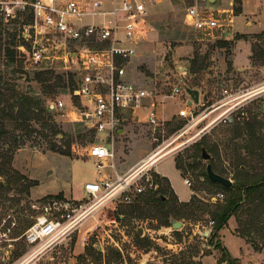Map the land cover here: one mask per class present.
Here are the masks:
<instances>
[{
	"label": "rangeland",
	"instance_id": "rangeland-1",
	"mask_svg": "<svg viewBox=\"0 0 264 264\" xmlns=\"http://www.w3.org/2000/svg\"><path fill=\"white\" fill-rule=\"evenodd\" d=\"M252 4L264 23V0ZM241 5L242 0L235 4V15ZM16 13L15 18L0 17V88H11L0 98V107L5 109L0 113V131L3 128L5 132L0 134V264H20L34 252L23 235L50 200H81L85 182L115 171L124 173L156 150L166 155L155 169L169 177L174 189L155 171L156 190L130 205L100 207L28 264H204L205 256V264H229L220 259L221 251L215 248L217 243L224 246V241L238 260L235 264H264V187L241 205L222 233L211 239L215 224H210L211 212L228 193L199 176L207 160L193 163L198 154L196 144L205 136L216 145L212 154L225 177L234 182L264 176L263 32H238L244 28L238 16L233 24L238 31L233 35L209 39L185 23L182 0H165L153 6L147 34L139 41L138 55L127 72L129 79L152 92L148 105H155L159 125L147 121V109L139 110L145 114L138 113L135 119L128 114L122 125L125 131L115 141L116 170L108 168L105 175L97 171L88 150L91 142L106 133L87 128L88 104L73 93L81 82V65L72 58L75 43L57 34H35L23 24L29 17ZM25 33L29 35L25 37ZM36 48L46 49L40 68L30 67L21 57L26 55L24 50L31 54ZM40 70L51 71L50 82L59 83L62 78L67 87L44 92L35 78ZM178 76L200 91L201 101L188 105L194 110L193 117L180 115L189 95L173 93V87L180 83ZM13 89L40 95L47 104L58 100L67 103L64 111L55 109L47 119L57 135L53 126L44 128L42 121L15 117L18 108ZM203 95H207L206 101ZM176 159L183 166L181 173ZM190 190L189 200L195 196L200 202L185 207L182 202L187 201L179 196H188ZM219 192L225 194L224 199L211 202ZM160 193L166 195V205L151 199ZM172 218L183 226L174 228Z\"/></svg>",
	"mask_w": 264,
	"mask_h": 264
},
{
	"label": "built area",
	"instance_id": "built-area-1",
	"mask_svg": "<svg viewBox=\"0 0 264 264\" xmlns=\"http://www.w3.org/2000/svg\"><path fill=\"white\" fill-rule=\"evenodd\" d=\"M90 7L82 0H4L0 1V17L15 18L17 11L30 12L32 21L28 29L35 34H57L75 43V57L81 65V82L74 89L87 104L85 124L97 133H106L90 143L88 156L96 161L97 171L105 174L108 168L116 170L115 141L123 129V122L139 117L136 110L147 109V121L159 125L155 105H148L152 92L128 78L127 68L138 55L137 46L148 31L151 9L165 0H89ZM185 23L200 36L225 39L234 30L235 0H182ZM91 17L92 21L84 19ZM27 32V31H26ZM29 33H25L26 37ZM227 39V38H226ZM45 48H36L31 54L24 50L21 57L33 68H40ZM72 54V55H73ZM173 93H186L180 83ZM180 110L181 116H194L189 107ZM63 100L49 103L53 110L64 111ZM154 151L146 159L124 173L107 174L96 181L84 183L81 200L52 199L43 206L44 212L25 231L23 237L35 249L20 264L55 245L72 233L97 209L104 206L130 205L145 193L158 188L155 166L166 155ZM158 172V171H157ZM191 185L189 178L185 179ZM219 192L211 202L223 200ZM213 225L214 221H210Z\"/></svg>",
	"mask_w": 264,
	"mask_h": 264
},
{
	"label": "trees",
	"instance_id": "trees-1",
	"mask_svg": "<svg viewBox=\"0 0 264 264\" xmlns=\"http://www.w3.org/2000/svg\"><path fill=\"white\" fill-rule=\"evenodd\" d=\"M235 1L236 3L241 4V0H235ZM236 10H237V13H240L241 11L240 6L237 7ZM22 15L30 18V20L29 18H26L23 21V24H30L32 21L31 13L26 11V12H23ZM263 34H264V31H263ZM49 73H51V71L40 70L36 72L35 78L43 85L44 92L50 93V92L56 91L57 87H64V88L67 87V84L63 83L62 78L57 80L59 83L50 82L52 80V77L48 76ZM9 89L11 88L2 86L0 88V98L3 99L7 95L6 92ZM72 89H74V87ZM13 90L12 92H13V97L15 98L14 99L15 106L18 108L17 112L14 114L15 117L18 119L21 118L24 120L36 119L38 121H42L44 128L53 126L54 135H57L58 131L56 130V127L52 124L50 125L49 122L47 121V119H50L49 118L50 113L53 111V109L49 107V104H47L45 100H42L40 95L24 94V93L16 92L15 90L14 91ZM2 111H5V109L0 107V113ZM10 112L13 113V107L10 110ZM2 129L3 128H1L0 134L2 133V135H4L5 132H2ZM245 129L249 130L248 126H246ZM215 147H216L215 144L213 145L210 144L208 140L206 139V137L202 136L196 144L198 154L193 156V163L199 165L200 162L204 160L203 148H205V150L210 154V158L207 159L206 165L211 164L215 172L224 176L225 174L224 171L221 168H219L212 154V151L215 149ZM175 163H176V167L179 170L183 169V166L178 159H176ZM183 175H185V172L182 171V176ZM199 176L203 177L204 181L208 182L209 184L220 186L224 191L228 193L225 201L222 204L216 206V208L211 212L212 219L215 222L213 229L210 233L211 239H214L219 233V231L227 225L229 219L237 213V211L239 210V208L244 202L252 200V197L258 191H260V189L264 187V176L257 180L255 179H251V180L247 179L243 181L236 180L232 183L231 186H224L218 182L212 181L210 177L208 176L206 169L203 170L199 174ZM163 181L167 183L169 182L167 177H164ZM161 195H164L165 198H162ZM153 198L155 200H158L161 204L166 205L167 203V197L163 193L158 194V196L151 197V199ZM196 202H200V199L194 196L192 197L191 200L187 202H182V205L185 207H190L191 205L196 204ZM215 248L221 251L220 259L222 261H228L229 264H235L236 261L238 262L236 258H233L231 256V254L229 253L228 249L225 246H222L220 243H217L215 245Z\"/></svg>",
	"mask_w": 264,
	"mask_h": 264
},
{
	"label": "crops",
	"instance_id": "crops-1",
	"mask_svg": "<svg viewBox=\"0 0 264 264\" xmlns=\"http://www.w3.org/2000/svg\"><path fill=\"white\" fill-rule=\"evenodd\" d=\"M0 1H4V0H0ZM82 1H84L85 3H86V5H87V8H89L90 7V1L89 0H82ZM111 1L112 0H108L107 1V4L108 5H111ZM226 1L227 0H224V5L226 4ZM254 1L255 0H242V5H241V11H240V13H238L237 15H235L234 16V22H235V20H236V17H241V25L244 27L243 29H242V31H238V30H233V32L231 33V35H233L234 33H235V31H238V32H240V33H256V34H258V33H261V32H263L264 31V23L262 22V17H261V14H260V12H256V11H254L253 10V4L252 3H254ZM86 22H90V21H92V18L91 17H86L85 19H84ZM133 61V60H132ZM130 80H132V79H130ZM135 81V80H134ZM139 110H144V111H146V109H144V108H139V109H137L136 110V114H138L139 113ZM143 112V111H142ZM139 114H145V113H139ZM147 114V113H146ZM145 114V115H146ZM123 131H122V133L125 131L124 129H122ZM114 148H115V145H114ZM179 170V169H178ZM157 171H158V173L159 174H161L162 176H164V177H167L168 179H169V177L166 175V174H164V173H162V172H160L158 169H157ZM116 172V171H115ZM179 172L181 173V171L179 170ZM118 173V172H117ZM111 174V173H110ZM114 174V173H113ZM184 178V177H183ZM169 181H170V183H171V180L169 179ZM184 181H185V179H184ZM171 187L173 188V186H172V183H171ZM174 189V188H173ZM175 191V190H174ZM192 191L190 190V193H189V195L188 196H186V197H183V196H179L176 192V194L179 196V199L180 200H182V201H188L189 199H190V197H191V195H192V193H191ZM225 228V227H224ZM227 228V227H226ZM87 229V228H86ZM85 229V230H86ZM85 230H82V232H84ZM222 230H223V228L219 231V233H222ZM81 232V233H82ZM229 232L231 233V234H233L232 232H231V230H229ZM233 235H235V234H233ZM237 236V235H236ZM238 237H240V236H238ZM241 238V237H240ZM242 239V238H241ZM224 240V239H223ZM243 240V239H242ZM244 241V240H243ZM223 244H224V246L225 247H227L226 245H225V241L223 242ZM228 249V248H227ZM229 251V250H228ZM211 255V254H210ZM208 256V255H207ZM206 257V256H205ZM205 257H204V259H203V263L205 264ZM242 264V263H241Z\"/></svg>",
	"mask_w": 264,
	"mask_h": 264
},
{
	"label": "water",
	"instance_id": "water-1",
	"mask_svg": "<svg viewBox=\"0 0 264 264\" xmlns=\"http://www.w3.org/2000/svg\"><path fill=\"white\" fill-rule=\"evenodd\" d=\"M34 1V0H31ZM73 57H75V54H73ZM179 82L182 85V87L185 89L186 93L189 95V99L187 101V104L189 106H193L196 103H199L201 101V94L200 91L196 88H191L189 85H187V83L184 81V78L182 76H178ZM208 99L207 95H203L202 96V100L206 101ZM122 129L120 130V133H122ZM203 157L204 159H209L210 158V154L205 150V148H203ZM206 171L208 173V176L210 177V179L214 182H218L224 186H231L233 181L230 178H227L225 176H222L220 174H218L217 172H215L211 166V164H208L206 167ZM162 198H165L164 195H161ZM172 225L174 226V228L178 229L180 227L183 226V223L181 221H178L174 218H172L171 220ZM138 234H142V230L139 229L138 230ZM206 235H209V231L206 232Z\"/></svg>",
	"mask_w": 264,
	"mask_h": 264
}]
</instances>
